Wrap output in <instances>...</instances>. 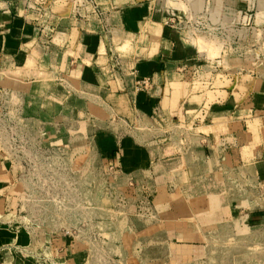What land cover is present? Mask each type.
Instances as JSON below:
<instances>
[{
  "label": "crops",
  "instance_id": "0c3cea01",
  "mask_svg": "<svg viewBox=\"0 0 264 264\" xmlns=\"http://www.w3.org/2000/svg\"><path fill=\"white\" fill-rule=\"evenodd\" d=\"M188 13L175 0H0V125L90 146L126 208L145 211L125 215L130 232L134 217L147 226L134 239L151 240V264H264V54L190 36ZM209 19L264 32V0H215ZM2 135L0 264H100L92 235L35 226L25 155ZM138 249L120 254L143 264Z\"/></svg>",
  "mask_w": 264,
  "mask_h": 264
},
{
  "label": "rangeland",
  "instance_id": "374dc122",
  "mask_svg": "<svg viewBox=\"0 0 264 264\" xmlns=\"http://www.w3.org/2000/svg\"><path fill=\"white\" fill-rule=\"evenodd\" d=\"M0 133L10 152L12 148L25 155L21 180L30 190L28 200L32 204L30 212L37 221L36 227H60L65 232L92 235V246L111 254L104 256L101 252L97 255L100 264H138L140 257L137 255L126 256V259L121 256L120 249L129 247H137L138 251L143 247L149 254L143 264H151V240L137 237L140 244L134 239L147 226L134 217L132 220L138 230L130 232L131 224H127L125 215L145 211L137 207L126 208L118 184L113 182L110 188L102 161L94 157L90 146L78 150L73 145L66 149L55 144L45 145L40 143L39 136L29 139L11 129V121L0 125ZM143 233L146 236L145 231Z\"/></svg>",
  "mask_w": 264,
  "mask_h": 264
},
{
  "label": "built area",
  "instance_id": "2783aa9c",
  "mask_svg": "<svg viewBox=\"0 0 264 264\" xmlns=\"http://www.w3.org/2000/svg\"><path fill=\"white\" fill-rule=\"evenodd\" d=\"M26 1V0H25ZM94 2V0H89ZM187 6L189 13L182 29L194 38H205L213 44H224L232 52L241 54L245 47L262 49L264 54L262 28L255 25H238L236 23H216L209 19V11L215 0H175ZM248 1V0H239ZM150 78L136 81L137 90L151 87Z\"/></svg>",
  "mask_w": 264,
  "mask_h": 264
}]
</instances>
